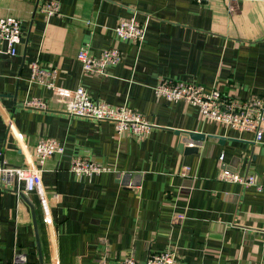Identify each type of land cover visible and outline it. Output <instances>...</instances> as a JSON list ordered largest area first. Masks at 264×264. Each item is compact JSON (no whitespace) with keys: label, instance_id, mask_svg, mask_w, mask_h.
<instances>
[{"label":"crops","instance_id":"obj_1","mask_svg":"<svg viewBox=\"0 0 264 264\" xmlns=\"http://www.w3.org/2000/svg\"><path fill=\"white\" fill-rule=\"evenodd\" d=\"M47 1L0 0V17L16 16L23 29L15 55L0 42L3 159L23 165L20 143L32 151L43 137L64 145L41 166L48 217L36 192L0 180V264L21 253L28 264H99L160 251L178 264H264V137L257 142L155 93L165 77L228 99L264 96V0H55L53 15ZM122 17L146 24L141 42L116 35ZM83 46L95 55L118 47L122 61L105 74L86 72L77 58ZM33 61L56 67L57 85L84 86L95 99L139 111L153 128L119 134L112 121L67 113L31 79ZM33 96L49 109L25 105ZM76 156L106 169L77 175ZM225 169L256 181L226 180Z\"/></svg>","mask_w":264,"mask_h":264},{"label":"built area","instance_id":"obj_2","mask_svg":"<svg viewBox=\"0 0 264 264\" xmlns=\"http://www.w3.org/2000/svg\"><path fill=\"white\" fill-rule=\"evenodd\" d=\"M203 2L205 0H194ZM48 15L59 13V3L49 0L44 6ZM119 38L132 42H141L146 35V24L136 17H122L114 28ZM23 37V29L19 18L13 15L0 17V42L7 46V53L15 55ZM77 58L81 61L84 71L94 74H105L109 67L122 61V52L118 47L105 48L99 55L90 52L87 46L80 48ZM56 67L44 68L38 61L31 63V79L45 84L59 101L66 104L65 111L71 115L96 120L112 121L119 134L132 133L138 137L146 136L153 128V123L137 110L126 105H113L103 100L95 99L84 86L70 89L59 86L55 82ZM155 93L170 101H185L198 107L202 115L218 121L227 127L239 131H249L254 134V140L260 142L264 137V96H253L245 100L223 97L218 88L207 90L204 85L172 78H161L155 85ZM25 105L49 109L48 102L33 96L26 100ZM13 128V123L9 121ZM24 152V164L9 166L0 151V180L7 185H22L26 192H36L41 207L47 215L50 212L46 190L44 188L42 165L45 160L55 154L62 153L63 143L55 137H43L36 143L34 149L28 150L20 143ZM72 170L77 175H90L106 169L105 166L85 157L72 158ZM222 178L240 182L244 185L255 183L253 174H239L225 169ZM15 184V185H14ZM9 264H28L25 253L18 254ZM99 264H178V259L170 251L152 253L146 260L140 261L128 256L119 262L100 260Z\"/></svg>","mask_w":264,"mask_h":264},{"label":"water","instance_id":"obj_3","mask_svg":"<svg viewBox=\"0 0 264 264\" xmlns=\"http://www.w3.org/2000/svg\"><path fill=\"white\" fill-rule=\"evenodd\" d=\"M188 134H189V137H191V138H195V139H203L204 138V135L201 133L190 131ZM190 149H194V148H190Z\"/></svg>","mask_w":264,"mask_h":264}]
</instances>
